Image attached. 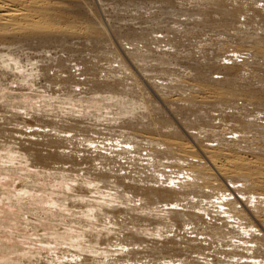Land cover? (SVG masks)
I'll return each mask as SVG.
<instances>
[{"label":"bare ground","instance_id":"1","mask_svg":"<svg viewBox=\"0 0 264 264\" xmlns=\"http://www.w3.org/2000/svg\"><path fill=\"white\" fill-rule=\"evenodd\" d=\"M144 1L138 0L140 3ZM149 1L147 4L153 1L155 5V0ZM179 1L181 5L192 2V7H197L187 17H194L193 21L186 18L175 20L179 11L173 0H159L164 6L157 9V4L153 5L155 8L147 7L143 14L148 13V17L144 16L139 21L146 24L147 34L143 33L123 47L135 63H142V68L153 61L166 67L173 66L181 54L178 52V36L184 34L200 40L198 38L211 27L225 33L236 31L233 39L239 45L223 58V63L212 61L205 70L194 71L191 67L189 71H177L181 75L175 73L176 70L172 73L168 70L173 74L171 79L170 76L161 77L160 83H150L155 95L171 111V117L161 106H157L155 100L150 99L149 91L132 71L127 81L131 79L133 84H128V88L127 82L120 88L118 80L104 83L99 75L96 78L94 71L92 77L95 78L91 81H75L78 71L75 70L62 82L63 61L58 60V65L54 66V59H42L34 54L28 56L24 48L30 42L44 47L52 41L78 40L82 36L78 24L75 25L72 18L65 17L64 12L57 11L56 7L42 5L41 2L0 0V108L23 111L26 116H41L42 119L52 117L59 119L58 122L70 124L69 130L63 131L53 128L55 123L50 121L52 125L41 124L38 130L25 135L36 139L42 137L49 141L50 147H53L52 143L56 145L59 142V149L64 153L63 143L76 140L81 132V129L77 132L71 124L86 122L90 132L98 136L85 137L80 143L83 149L79 147L74 154L69 153L73 157L84 154L71 158L75 163L80 158L73 169H55L56 172L48 176L45 170H38L39 176L35 173L25 176L27 174L22 172L38 168L39 165L29 164L32 159L27 153L31 149L25 145L27 142L30 146L41 145L38 141L26 139L19 149L10 144L0 145V173L3 177L4 174H18L22 179H35L23 184L19 192L13 194V191H8L12 195L9 193L7 198L0 190V198L5 199L9 207L21 211L24 223L31 225L32 230L38 228L30 223L34 220L31 215L33 210L22 204L25 200L37 206L34 212L42 211L45 216L43 219L36 217L38 222L35 223H51L49 228L54 227L52 233L45 232L48 237L43 236L36 246L33 245L37 250L29 246L8 251L0 244V264H61L62 257L76 264H84L88 260L92 264V261L117 264L112 262L114 255L120 260L122 257L125 259L122 264H149L150 261L142 262L136 257L148 259L153 253L158 257L151 262L153 264H264V70L263 74L258 72L261 75L258 78L255 75L257 83L253 84L250 77L246 78L248 67L256 70L252 66L256 59H263V62L260 60L263 65L259 67L264 68V36H254L246 29L264 28V4L259 6L260 0ZM111 2L114 4L111 6L119 5L115 0ZM242 18L243 23L240 21ZM88 24L86 32H82L86 33L84 39L99 43L105 29L93 25L95 22ZM181 26L184 28H179ZM160 45L172 51L156 53L152 47ZM117 53L106 61L110 70L116 69L111 65L118 61L122 68L130 70L125 66L122 55ZM81 63L75 64L76 69L81 70L78 72L80 77L91 71L90 67ZM139 69L145 71L144 68ZM144 77L151 80L146 75ZM80 86H89L92 97L75 99L69 96L71 87ZM72 90L75 94L76 91ZM11 91L34 92L37 95H33L31 100L20 95L14 102L9 93ZM61 93L71 98H56ZM124 125L128 128L123 129ZM47 128H50L49 131L44 132ZM184 129L188 132L185 130V133ZM117 131L119 135H116ZM104 132L108 133L106 138L101 137L106 135ZM80 134L84 136L82 132ZM100 137L104 139L101 142ZM252 141L258 144L252 146L254 149L248 145ZM248 153L252 154L249 155L251 159L247 157ZM86 163L96 165L85 169L84 176L67 174L80 173L81 170L74 168ZM40 166L41 169L53 170L50 165ZM40 176L52 178L62 191H55L56 185L37 189L40 180L36 179ZM30 190L41 192V195L49 191L54 194L55 202L45 199V196L30 194ZM181 223L183 227L179 228ZM126 224L133 225V228L129 229ZM57 256L58 262L54 259ZM82 258L84 260L80 262Z\"/></svg>","mask_w":264,"mask_h":264},{"label":"rangeland","instance_id":"2","mask_svg":"<svg viewBox=\"0 0 264 264\" xmlns=\"http://www.w3.org/2000/svg\"><path fill=\"white\" fill-rule=\"evenodd\" d=\"M27 1H29V2H31V1L32 2H39V3L41 2L40 4H42V5H46V6H49L50 5L49 7H56V9H58L57 11L64 12V16L65 17H70L69 18L70 20L72 18L76 22L75 25L78 24L77 25V28L80 27V29H81V35L82 36L85 35V36L82 37L80 35L82 39L80 38L78 40H81V41L73 40L72 38H68L65 41H61V42L60 41L59 42L52 41V43L49 42L44 47H42V45L39 44V43L30 42V43H28L29 44L28 45L29 47L26 46L24 48V52H25L26 55H28V56L38 55L42 59L43 58H48V59L52 58V61L54 59V64H55L54 66H57L58 65V60L63 61L62 67L64 69L62 68V70H64V71H63V74H60L61 76L59 75L60 78H62L61 79L62 82H63V80L65 78H68L70 72H73L72 74H74V72H76L78 70L77 73H76V80L75 81L85 80V79H89V80L91 79V80H93L95 78V76L97 78V76L99 75L100 78H101L100 80L104 81V83H106L107 80L108 81L118 80L119 83H117V84L120 85V88H122V87H124V86H126L128 84L129 85L133 84V80H131V79L129 80L128 79L129 81H127V78L128 77H131L130 72L132 71L135 74H137V77H139L138 79L141 81L142 84H144L143 86H145V88L147 89V91H149L148 93H150V95L152 97L150 99L151 100H155V103L157 102L156 103L157 106L158 105L161 106L164 110L167 111V113H169V115H171V111L168 109V107L166 108V106H167L166 103L164 101L160 100L161 98L157 97L158 95H155L156 94L155 89H153L154 88L153 86L151 87V84L160 83L159 79L161 77L166 78L167 76H170V79H171L172 78L171 76L173 75L171 73L174 70H176L175 73H178V72L181 73V72H184V70L189 71V69H191V67H194V71L197 70V69H201V70L203 69V70H205L207 67H209V65L212 63V61L216 62L217 64L223 63L224 62L223 58L229 56V52H231L232 50L236 49L237 46L239 45V44H236L235 41H234V39H233L234 38V34L236 33V31H233L234 33L233 32L231 33V31L225 33V31L223 32L221 29L220 30L219 29H211L212 28L211 27L203 35L205 38L202 39L203 36L201 38H198L200 40H197L194 37H191L190 38V37L185 36L184 34H182V35L180 34L178 36L180 38L178 52L181 53L180 54V58L181 59L179 58L178 60H176V63L174 62L175 64L172 63L173 66H169V67L160 65V64H158V63H156L154 61L151 62V63L149 62V64L147 65V67H143L145 69V71L144 72H141L139 68L143 69L142 66H141L143 64L142 63H139V64L138 63H135V61H133L132 58L124 52V48L123 47H125L124 45L126 43H130L132 40H135L139 36H142L143 33H144V35L147 34V32H146L147 28L146 29L144 28V26L146 24L145 25H144V23L141 24V22H139V21H140V19H144V16H145V18L148 17V13L147 14H143L145 12V10L147 9V7L148 8L149 7L155 8L156 7L155 9H157L160 6H164V4L161 5V3L159 2V0H155V5L157 4L156 6L153 4L154 3L153 1H151L152 3H148V4H151V5H148L147 2L149 0L148 1L145 0L144 1L145 3L144 2L143 3H140V2H138V0H130V2H132V4L129 2V0L128 1L127 0H124V2H123V0H119V1L118 0H115L119 4L116 7L111 6V5H114V4H111L112 3L111 0L109 2H107V1H101V0H63V1L62 0H27ZM173 2H175L174 6L179 11V13H178L179 16H182V17H180V19H179V16H178L175 20H181V21H183L186 18V20H190L192 22L193 19H194V17H191L189 19L187 17L190 15V12H191V14L194 13V9L196 11L197 7H192L193 6L191 4L192 2H190L191 6H190V4L189 5L188 4L181 5L179 0H175V1L173 0ZM259 2H261V3H259V6H261V5L264 4V0H260ZM105 3H107V4H105ZM181 3H183V2H181ZM125 4H127V5L125 6ZM22 7L25 8V6H22ZM128 10H129V12H127ZM182 11H183V13H182ZM131 15H132V17H131ZM183 15H185V16H183ZM138 16H140V17L139 18H136ZM78 19H79V21H78ZM67 20L68 19H66L65 21H67ZM70 20H68V21H70ZM240 21H241V23H243L244 22V19L242 18ZM94 22H95V24H93V25H95V26L98 25L97 27L104 28L105 29L104 30V34L101 36V38H100L101 41H99V43H93L94 41H90V40L87 41L86 39H84V38H86V33H82V32H86V28H88L87 25H89L88 23H91L92 24ZM110 22H111V24H109ZM82 25L87 26V27H84ZM179 28H184V27L181 26ZM242 29L245 30V28H242ZM246 29H248V31L250 32L249 34H252V35L255 34L254 36H257V37H260L261 35L264 36V28H246ZM82 30H84V31H82ZM104 35L107 36V38ZM215 36H217L218 38L215 37ZM61 38H63V37H61ZM181 38H182V40H181ZM207 39H209V40H207ZM216 40L217 41L219 40L218 41L219 43ZM211 42H213V43H211ZM220 42H222L223 44L220 43ZM107 43H108V45H107ZM184 46H185V48H184ZM38 47H39V50L37 49ZM149 48L150 47H148L146 49H149ZM165 48L164 47H161V45L158 46V47L157 46H153L152 47V49L155 50L156 53H159V54L160 53H163V52L164 53L165 52L170 53V51H172L169 48H166V49ZM41 51H43V52H41ZM116 52H119V53H117L118 55L119 54L122 55L123 60L125 62V66H127L130 70H127L126 71L125 68H122L121 67L122 64H119L120 61H118V63H115V64L111 65L114 68H116L117 70L116 69L115 70H110L109 63H106V61L108 60V58L111 59L112 54H114V53L116 54ZM143 52H145V51H143ZM223 54H224V56H223ZM147 55H148V53H147ZM189 59H191V60H189ZM118 60H120V59L118 58ZM208 60H209V62H208ZM260 60L263 62V59H256L255 63L257 65L255 63L252 64V66L256 70H253L251 67H248V69H247V71H248L247 73L248 74L246 73L247 74V77L246 78L250 77L251 80L253 81L252 82L253 84L254 83H257V81L255 80V77L257 76V78H258L259 76H261V75H259V73L263 74L262 72H263L264 68L259 67L260 64L263 65V63ZM89 61H91V62L89 63ZM111 61H113V60H111ZM76 62H78V63H81L82 62L81 65L82 64L83 65L86 64L85 66L86 67L87 66L90 67L91 69L90 68L89 69L91 71H89L86 75L80 77L79 76L80 73H78V72H80L81 70H79L78 67L76 69V67H75ZM193 62H195V63H193ZM196 62H197V64H196ZM92 63H93V65H91ZM198 64H200V65H198ZM80 67L83 68L84 66H80ZM55 68L56 67H54V69ZM69 68H70V70H69ZM118 68H119V70L120 69L121 70L118 71ZM105 70H107V71H105ZM168 70L171 71V73L170 72L168 73ZM55 71L56 70H54L53 72L51 71L50 74L53 75ZM93 71L96 72L97 75H95V73ZM253 71H257V73L256 72H253ZM105 72L107 73V76L109 78L107 76H104V75H106ZM251 72H253V73H251ZM93 74L95 75L94 77H92ZM88 75H90V77ZM145 75L147 77L151 78V80H147L144 77ZM178 75H181V74L178 73ZM119 77H120V79H119ZM123 77H125V78H123ZM175 77H176V75H175ZM39 80H40V78H38V81ZM120 80H122L121 81V84H120ZM245 81L248 82V80H245ZM130 82H132V83H130ZM125 83H126V85H125ZM129 85L126 88H128ZM35 88H38V87H35ZM35 88H34V90H37ZM58 88H59V86L56 89H58ZM72 89H74V91H76L75 94L72 93L73 92ZM38 91L42 92V90H40L39 88H38ZM70 91H72V92H71V95H69V96H72V97L74 96V97H76L75 99H79V98H83V99L86 98L87 99L90 96L92 97V95H91L92 94V91L89 90V86H82L81 88H79V87L78 88L77 87L76 88L75 87L74 88L71 87L70 88ZM9 93L11 94L10 96L13 97L14 102L15 101H18V99H19L18 96H20V95H24L26 97L28 96V99L29 100H31L33 98V95H37V93H34V92H29L28 93V92L11 91ZM62 95L63 94L61 93V95L56 96V98L57 97L58 98H63V97L64 98H71V97H65V96H62ZM6 109L5 108H2V109L0 108V145L1 146L2 145L4 146L6 144L7 145L10 144L14 148L19 149V148H22V146H24L25 143H23V142L26 139L31 140V141H38L37 143L38 144H41V145H37V146H34L33 145V146H30L28 142H27V144H25L26 146L29 147V149H31L30 153L29 154L27 153V156L28 157L30 156V158L32 159V161L29 162V164L30 165H39V166H40V164L41 165L44 164V165H50L51 168H53V170L52 169L50 170V168L49 169H41V166H40V168L38 166V168L36 170L34 169L35 171L34 170H29V169L26 170L24 168L26 172L25 171H22V172H23V174H27L25 176H29L30 173L38 174L37 173L38 170H40V171L42 170L41 172H45L46 171L47 176H48L49 173H55L56 172L55 169H58V170H60V169L67 170V169H70V168L73 169L72 167L75 164H77L78 162H80V158L75 163L74 160L71 159L73 156H71L70 154L71 153L74 154L78 150L79 147H80V149H83L80 146V143L82 144L83 139L85 137L98 138L97 135H95L93 132H90V129L86 125V122H85V124H71L72 126L75 127L74 129L77 132H80V129H81V132H82V134H84V136H82L80 134L81 133L80 132V133H78L79 134V138H77L76 140H73L71 143H68V142L63 143L64 144L63 145V149H65V153H64L61 148L59 149V145L58 144H61L59 142L56 145H55V143H52V145L53 144L54 145H53V147H50L49 146L50 144L48 143L49 141H46V139L44 140L42 137L39 138V139H36L37 137L36 138L34 136H29V137L27 136L26 137L25 135L26 134H30V133L32 134L33 132H35L36 130H38V126H41V124H42V126L44 124H48L49 126L52 125L50 123V121L55 123L52 126L53 128L55 127L56 129H62L63 131L69 130L68 129L69 128L68 125L70 126V124L62 123L60 121L58 122L59 119H56V118H53L52 119V117H45V118L42 119V118H40L41 116L40 117L39 116H37V117H35V116L34 117L26 116L25 115V112L23 114V111H19V112H21V113H19L18 111L17 112L16 111L13 112V110L10 111L9 109H7V110ZM171 117H172V115H171ZM78 127H80V128H78ZM127 128H128L127 125H124L123 126V129H127ZM48 129H50V128H47V129H45L43 131L44 132H48L49 131ZM185 130L186 129H184V131ZM186 131L188 132V130H186ZM186 131H185V133H187ZM104 133H106V135L105 136L102 135L101 137L106 138V136H107L108 133L107 132H104ZM123 133H124V131H123ZM116 135H119V131H117ZM101 137L99 139L100 142L102 140H104V139H101ZM12 138H13L14 141L12 140ZM107 138H109V137H107ZM21 140H23V141H21ZM109 142H111V141L109 140ZM252 143H253V145H252ZM255 143L256 142H253V141L250 142V144H248L249 145V148H252V146H255V147L258 146V144H255ZM248 145L246 144L247 148H248ZM260 145L263 146V144H260ZM196 149H198V152H200V154L203 155L201 153L200 149L198 148V146H196ZM252 149H254V148H252ZM79 155L80 156H83L84 154L83 153H80L78 155L76 154L73 158H75V157L77 158ZM86 155H88V154H86ZM249 155L252 156L251 153H248V156L247 155L246 156L249 159H251L252 157H250ZM69 156H70V158H69ZM95 163L97 164L98 162H95ZM95 163H93V164L92 163H86V164H84L82 166L75 167L74 168L75 170H81L80 173H77V172H68L67 174H71V173L74 174L75 173L77 175L84 176L85 175V171H86L85 169H87L89 167H92L93 165H96ZM30 165L27 164L26 166H30ZM4 176L5 177H3L2 176V173H0V190H1L4 198H7L8 196L12 195L11 192H8V191H13V194L15 192H19L22 189L21 186L23 184L25 185L26 182H27L26 184H28L30 181L33 182L35 180V179L34 180L33 179L28 180L27 179L28 180L27 181L26 179H22V177L20 175H18V174H14V175L4 174ZM38 176H39V174H38ZM40 177H42V176H40ZM40 177L38 179H36V180H40L39 181L40 184L38 186L36 185V188L38 187L37 189H42V188L46 189V188H48V186H50V187L52 186L53 187V186L56 185L54 187V189L56 188L55 191H59V192L62 191V188L59 187L57 185V183H55L56 181L53 182L52 178L46 179L44 177H42V178H40ZM92 178H96V177H92ZM126 182L127 183H130L129 180H126ZM57 189H59V190H57ZM33 190H30L28 192L30 194H33V195H36V196L38 195L39 197L45 196L46 197L45 199H50L51 201L55 202L54 201V194L51 195V193L49 191H47L46 193L44 192L45 194L43 193V195H41V192L37 193L36 191H33ZM9 193H10V195H9ZM58 196H60V195H58ZM51 197H53V198H51ZM4 200L3 199L0 200V213L2 215V216L0 215V224L2 225V226L0 225V244L1 245L3 244V246L5 245L4 247L2 246L1 248L4 249V250L6 248H8L7 250L9 251V250H12L13 248L22 249V248H26V247L31 246L30 248H32L33 250H35V249L37 250L38 248H36L34 246H36L35 244L38 243L37 242L38 239L41 240L43 236H47L48 237L47 233H45V232L52 233L53 232L52 230H53L54 227L53 228L52 227L49 228V225L52 226L51 223L44 224V225L43 224L35 223V222H38V221L35 220V219H37L36 217H39L40 219H43V218H45V216L43 215V212L42 211L39 212L38 210H35V212H34V209L37 208V206H35V204L33 202H31V203L29 201L26 202V200H25V201L22 202V204H25L29 209L33 210L32 211L33 213L31 215L34 217L33 219L35 221L34 220H31L30 223L38 228V229L32 230L31 229L32 227H30L31 225H27V224L24 223L25 220L23 221V218H22L23 213L21 211H20L21 212L20 213V212L16 211L15 209L9 207V204H7L6 201H4ZM44 205H46V204H44ZM40 207H45V206L41 205ZM15 211H16V213H15ZM8 212H9V214H8ZM45 212H47V211H45ZM2 213H4V214H2ZM19 213H20L21 216L19 215ZM12 214H14V216H12ZM15 214L16 215H19V216H16ZM26 215H27L28 218H29V216L31 217V215H28V214H26ZM15 216H16V218H15ZM20 219H21V221H20ZM16 221H17V224H16ZM22 221H23V223H20ZM64 221H65V223H67V220L64 219ZM5 225H6V227H5ZM126 225H129V224H126ZM25 226H28V227H25ZM42 226H44V228ZM129 226H130V227H128L129 229L133 228L132 227L133 225L132 226L129 225ZM178 226H179V228L180 227L181 228L183 227L182 223L179 224ZM7 227H9V228H7ZM10 227L11 228L13 227V228L11 229ZM26 228H28V229H26ZM125 233H127V232H125ZM23 234H24V236H23ZM34 235H36V236H34ZM30 241H32V242H30ZM113 243H115V242L113 241ZM27 244H29V245H27ZM13 246H15V247H13ZM1 256H2V254L0 253V257ZM119 256L122 257V255H119ZM59 257H61V256H59ZM57 258H58V256L55 257L54 259H55V261L58 262ZM136 258L137 259H142L141 260L142 262L148 260V261H150L149 264H153L151 262H154L155 259H158L157 254H155V253L151 254V256L148 259L147 258H144L143 256H137ZM44 259L45 258H41V260L45 261L46 259L45 260ZM62 259H63V261H62L63 263H61V264H67V263L68 264H76L75 262H69L67 260V258H65V257H62ZM112 259H114V260H112V262H114V263L116 262L117 264H120V263L122 264V262H123L122 260H125V259H123V257L120 260V257H117V255L112 256ZM129 259H131V257H129ZM83 260L84 259L82 258V260L80 262H82ZM92 262L94 264L95 261H92ZM32 264H34V262ZM57 264H59V263H57ZM84 264H92V263H91V260L90 261L88 260ZM95 264H99V262L96 261ZM100 264H102V263H100ZM123 264H127V262L126 263H123Z\"/></svg>","mask_w":264,"mask_h":264}]
</instances>
